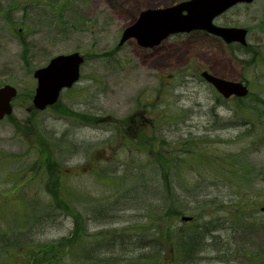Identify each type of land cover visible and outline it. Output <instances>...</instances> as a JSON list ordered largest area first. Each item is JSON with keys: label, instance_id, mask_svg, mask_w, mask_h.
<instances>
[{"label": "rangeland", "instance_id": "1", "mask_svg": "<svg viewBox=\"0 0 264 264\" xmlns=\"http://www.w3.org/2000/svg\"><path fill=\"white\" fill-rule=\"evenodd\" d=\"M182 1L0 0V88L18 89L13 115L0 122V264H106L105 249L93 257L82 245L101 247L102 237L117 234L121 241L156 239L167 263L179 264L167 240H192L195 233L205 234L207 247L190 264H264V0L215 20L246 28L247 49L195 34L168 59H151L132 44L120 52L123 29L142 11ZM76 52L85 63L75 89L56 106L29 112L34 72ZM155 65L168 67L153 103L155 147L170 144L172 169L165 165V174L148 153L134 162L124 152V162H89L111 145L109 130L101 134L69 111L104 107V118H118L149 95ZM200 69L246 83L250 96L223 100ZM182 216L194 221L185 226ZM205 223L211 233L202 230ZM141 252L128 246L114 264H149L139 261Z\"/></svg>", "mask_w": 264, "mask_h": 264}, {"label": "water", "instance_id": "2", "mask_svg": "<svg viewBox=\"0 0 264 264\" xmlns=\"http://www.w3.org/2000/svg\"><path fill=\"white\" fill-rule=\"evenodd\" d=\"M254 0H190L163 9H150L141 13L139 19L125 29L121 44L130 38H136L143 46H151L155 42L176 33L204 30L222 37L227 43L239 42L247 44V31L240 28L216 27L213 20L232 6L239 3H251ZM83 58L75 53L58 56L44 68L34 74L38 86L33 98L34 107L45 110L54 105L64 88H71L79 79L80 65ZM203 77L212 83L226 98L235 94L245 97L248 89L241 83L229 82L204 73ZM17 90L12 86L0 88V120L13 112L12 100ZM264 211V206L262 208ZM191 218L183 217V221Z\"/></svg>", "mask_w": 264, "mask_h": 264}, {"label": "flooded vegetation", "instance_id": "3", "mask_svg": "<svg viewBox=\"0 0 264 264\" xmlns=\"http://www.w3.org/2000/svg\"><path fill=\"white\" fill-rule=\"evenodd\" d=\"M195 34H200V33H192V34L178 35L176 37H171L162 41L159 44L152 46L153 48L151 49H143L142 46H140L138 43L134 41L133 43L129 42L124 46H121V42H120V44H118V47H120V52H121V47H130V45L132 44V47H136L135 52L138 50L139 52L150 53L151 59H155L162 55H164L166 59H168V57L170 56L169 52L173 49L175 45H176L175 47H178L179 42L185 39H189L191 36ZM153 69L155 74L150 76V80H148L152 83L153 87L149 92V95L146 97L143 106H141V102H137L136 106L133 107L129 112L125 113V110H123L124 112L120 111V115L118 118L112 117L111 115H108L106 118H104V114H105L104 107L95 110L94 112L90 110L91 113L87 114L89 116H92V118H90L88 122L94 125V128L97 129L99 133L103 134L109 130V132H107L104 138H107L109 140L108 144H111L110 146H107L108 147L107 149L102 147L101 149L96 150L91 155L92 159L89 160V162H93V163L108 162L110 159L117 160L119 162L121 161V158L124 161V158L121 156V150H123V152L127 154L125 158H127L128 161H133L132 157H134V155L136 156V154L143 155L146 153H150L149 157H152L153 155L152 151H154V147H153L154 131L156 130V114L153 110V103L155 102V98L158 94L157 84L159 80L163 77L165 72L164 70L168 69V67L166 66L160 67L158 65H155ZM167 76L170 77L171 74ZM74 89L75 86L72 90ZM101 93H102L101 91H98L96 93L95 98H98V100H100ZM120 102H121V97H120ZM77 108L78 106H75V110H78ZM120 108H121V103H120ZM104 122H107L106 125L108 126H105L103 124ZM90 124L88 126L91 127L92 125ZM146 130H149L148 132H150L149 139H148L149 135H147ZM143 132H145V134ZM77 153L80 152L77 151ZM86 157L88 158V156Z\"/></svg>", "mask_w": 264, "mask_h": 264}, {"label": "trees", "instance_id": "4", "mask_svg": "<svg viewBox=\"0 0 264 264\" xmlns=\"http://www.w3.org/2000/svg\"><path fill=\"white\" fill-rule=\"evenodd\" d=\"M160 163L164 164L163 172H165L166 174L165 165L168 164L165 162H160ZM165 186H166V194H169L168 184L165 183ZM173 214L176 216V213ZM153 220H154V216H153ZM187 225L188 224H186L185 226ZM206 230H209V232L211 233L214 229L207 228ZM101 234H106V233L103 232ZM171 235L172 233L169 235V237H171ZM123 236L127 238H131L129 235H123ZM178 237L180 240H178V238L176 240L168 239L167 242L169 245H172V247H174V249L170 252H173L176 255L175 257H177L179 264H190V262H194L196 258L199 257L198 253L199 252L202 253V251L207 247L205 240L206 237L204 233H202V235L195 233V236L192 240L185 239V235L183 234H180ZM128 246L133 248V252H136L137 250L143 251L138 255L139 261L141 262H147L149 264H168L167 260L162 255L164 253V250L160 248L162 247V243L160 241H156V239L153 238L149 239L148 241L143 240L140 242L139 241L131 242L128 240L121 241V234H117V236L115 237H110V240L108 239V237L104 236L102 237L101 247H89L88 245H82L83 249H81V251H84V248L86 249V251L91 250L93 251L92 254H89L88 252L86 254L94 257L95 255L96 256L100 255L98 249L100 248L105 249V252H103V254L101 255L103 256L106 253L105 255L108 256V261L106 260V264H114V260H117V258H121V251L126 248L128 249ZM70 254L72 255L73 258H75L74 252H70ZM133 260L134 259L131 258L129 261H133ZM192 264H196V263H192Z\"/></svg>", "mask_w": 264, "mask_h": 264}]
</instances>
